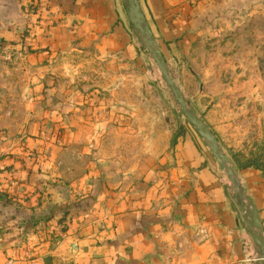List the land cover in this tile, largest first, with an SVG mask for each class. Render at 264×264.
<instances>
[{
    "label": "crops",
    "instance_id": "crops-1",
    "mask_svg": "<svg viewBox=\"0 0 264 264\" xmlns=\"http://www.w3.org/2000/svg\"><path fill=\"white\" fill-rule=\"evenodd\" d=\"M139 1L168 67L177 69L179 87L222 148L208 118H231L228 100L211 94L221 90L227 67L224 38L236 35L248 17L264 16V0ZM125 13L124 0H0V49L19 54L26 76L73 50L92 53L114 72L138 55ZM211 70L218 85L208 77ZM43 82L31 88V99L15 105L41 111H26L30 120L14 132L0 129L1 264L257 261L260 249L233 206L229 184L190 132L173 145L174 132H139L146 154L131 165L115 158L114 148L100 156L86 148L94 161L83 173L63 157L92 132L45 125ZM225 84V91L234 88ZM57 99L73 104L67 95ZM111 99L130 108L115 95L109 105ZM127 129L122 135L137 134ZM82 156L74 149L75 162ZM234 169L264 228V168L252 163Z\"/></svg>",
    "mask_w": 264,
    "mask_h": 264
},
{
    "label": "rangeland",
    "instance_id": "rangeland-1",
    "mask_svg": "<svg viewBox=\"0 0 264 264\" xmlns=\"http://www.w3.org/2000/svg\"><path fill=\"white\" fill-rule=\"evenodd\" d=\"M125 20L129 23L138 55L135 62L114 72H107L104 64L96 61L92 53L73 50L53 56L40 74L26 76L25 64L21 63L23 59L19 58V54L13 50L0 49V129L14 132L30 120L26 111H31V114L33 110L41 111L40 108L15 105L21 104L24 96L31 99L28 97L31 88L44 81L41 93L44 94L46 103L43 109L46 113L44 118L48 122L45 125L52 131H63L62 126H67L65 129L77 127L79 131L92 132L89 134L92 135L90 139L77 143L63 157L67 164H76L84 173L90 161H94L90 158V153L85 152L86 148L97 151L98 156L111 152L114 148L113 154L121 163L137 164L146 154L139 132H174L171 140L173 145L180 135L188 131L200 151H203L201 153L206 154L217 166L233 195L236 191L235 184L228 178L226 170L218 164L205 140L181 113L158 65L138 38L127 12ZM232 38L234 40H230ZM224 39L227 40V45L222 53L227 57V67L222 75V83L234 88L230 91L228 86V91H225L222 84L221 90L217 87L215 95L211 94L216 100H228V117L231 118L208 119L216 134L221 137L222 151L234 167L239 169L255 163L264 168V16L248 17L236 35L228 33ZM216 65L223 70L222 60ZM168 68L180 86L177 69L171 65ZM208 77L213 84L218 85L219 75L213 70ZM61 94L71 97L70 102L73 104L64 106L57 99ZM113 95L130 108L115 103L114 99H111L109 105L108 100ZM223 102L224 100L222 104ZM221 125L222 128L219 129ZM124 127H128L127 132L137 131V134L122 135ZM164 140L166 139L159 141ZM74 149L83 154L77 162ZM68 177L74 178V172H70Z\"/></svg>",
    "mask_w": 264,
    "mask_h": 264
},
{
    "label": "water",
    "instance_id": "water-1",
    "mask_svg": "<svg viewBox=\"0 0 264 264\" xmlns=\"http://www.w3.org/2000/svg\"><path fill=\"white\" fill-rule=\"evenodd\" d=\"M124 2L129 21L134 26L144 49L149 52L158 65L163 79L181 109V113L187 118L189 123L194 126L198 134L205 140L218 164L226 170L228 178L235 184L236 191L232 196L233 206L246 222L255 244L260 249L259 257L253 264H264V228L257 207L242 189L234 166L231 164L228 156L222 151L217 137L206 124L204 119L197 113L196 109L191 105V102L185 97L181 88L170 74L168 63L158 46L157 40L154 37L148 20L142 10L140 1L124 0Z\"/></svg>",
    "mask_w": 264,
    "mask_h": 264
}]
</instances>
